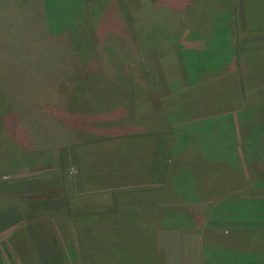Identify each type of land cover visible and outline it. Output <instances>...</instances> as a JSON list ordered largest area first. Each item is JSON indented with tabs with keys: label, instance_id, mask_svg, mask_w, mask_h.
Instances as JSON below:
<instances>
[{
	"label": "rangeland",
	"instance_id": "rangeland-1",
	"mask_svg": "<svg viewBox=\"0 0 264 264\" xmlns=\"http://www.w3.org/2000/svg\"><path fill=\"white\" fill-rule=\"evenodd\" d=\"M155 1L157 0H112L110 4L112 10H115L112 13V21L123 28L117 33L114 31L112 36L113 39L118 38L119 41L121 39L119 43L124 48L120 52L119 46V55L113 60L114 67H117L121 61L125 64H121V73L125 74L124 79L125 76L129 79V88L134 87L135 91L126 93L125 88L121 86H118V91L112 88L109 91L107 89L97 95L86 97L83 102L87 103V107L80 106L82 109L76 107L79 101L60 100L61 107L47 112L53 116L50 118L46 116V112H44L45 115L40 112L42 100L50 101V98L43 94L40 98L35 92L32 94L18 91L9 93L7 90L21 87L17 84L18 76L25 77L22 87L26 86V90L32 88L36 78L28 80L30 67H34L37 73L38 70L41 73L46 66L45 39L49 43H57L58 48L54 53L60 54L58 32L66 30L65 27L71 19H77L76 26L86 25L85 30L82 31L91 38L93 34L102 30V36L98 41L100 46L105 37L111 39L109 38L111 27L102 25L93 33L89 30L86 18V20H78L80 9L73 5L72 0H0V88L2 89L0 90L2 92L0 93V264H73V253L68 251L69 244L63 240L68 236L61 234L66 221L63 219L39 221L41 216L32 212L33 210L46 211L53 207L59 211L66 209L61 199H55L59 189L55 187L58 180L60 184L62 181L68 182L63 171L72 164L66 165L64 162L62 164L59 160L73 153L75 160L77 159V163L74 164L77 169H90V171L108 166L109 159L110 162L118 159L131 163L130 160L137 155L136 145L144 144L146 139L124 135L122 142L110 143L111 145L106 146L103 139L101 142H90L92 140L83 138L99 131L102 133L107 129L114 131L120 124L122 129H126L130 125L129 120H134L135 124L150 122L154 124V116L149 108L147 110L140 108L136 112L137 108L149 101L138 98V95L147 90L156 91V94L162 96L173 94V90H178V87L173 85L174 79H179L181 85H185L187 81L185 75L188 70L185 68L184 59L187 62L194 59L195 54L188 52L202 49L205 41H207V48L203 50L204 54L200 55L204 58V63L200 65L210 68L214 63L215 68L219 66V69L224 71L227 64L226 56H228L233 57V66L230 69L231 77L219 76L213 87L210 86L211 84L206 88L203 87L209 92L213 89L215 101L204 98L206 103L202 110L206 111L208 107L211 109L217 105L225 115H229L237 108L235 106L238 103L242 104L243 108L240 109L247 114V125L251 127V135L247 137L248 131L244 136L245 129L237 126V122H223L219 125L214 121L202 124L195 121L197 123L194 122L190 128V125L185 127L178 125L180 121L175 116L176 118L171 122L173 125L170 126L174 127L168 134L166 133L168 145L171 143L173 146L168 150L170 156H173L174 149H183L185 153L186 146L190 143L188 138L192 135L199 140L202 139L201 148L207 145L208 151L192 165L189 164L192 163L191 158L184 156V162L191 165L192 170H190L191 166H185L184 174L175 175V179L166 180L165 183L166 185L170 183V187L174 186L176 194L182 193L176 197L189 196L191 198L189 200H193L196 194L204 193L206 197L220 187L234 189L232 192L238 193L241 190L235 188L254 183L250 191L251 195L253 194L255 199L264 201V187L259 186L264 185V0H229L228 20L233 25L227 30H212L207 25L210 16H217L219 9L207 10L203 24L201 23L203 28L195 29L198 17L205 8V4L201 3L195 11V13L198 12L194 18L190 22L188 20L185 28H180L175 35L162 30L154 32L149 23L150 19L147 18L149 15L140 17L137 14V11L154 4ZM211 1L214 0L208 2ZM218 1L216 0V4ZM141 14L144 15V13ZM137 23L139 30L136 27ZM142 27L145 28L144 31ZM45 30H49L48 35L45 34ZM79 34L78 29L69 30L71 47L76 48ZM90 37H88L89 41H92L93 38ZM159 44L162 46L160 47ZM229 44H232V48L228 47ZM168 46L172 48L171 53L174 55L171 61L167 55H164V51L161 53L162 47ZM92 47L88 54L93 55L95 61L96 54ZM107 50L111 51L110 48ZM184 53L188 54L183 57ZM125 56L129 63L122 60ZM72 65L73 61H70L69 66ZM133 68L137 72V79L134 77L132 80ZM197 90V88L193 89L190 95L194 97L204 95L203 90L196 93ZM48 95L52 97L50 93ZM180 101L189 103L190 97L176 99L177 106ZM166 109L169 108L166 107ZM196 111L200 110L196 109ZM96 113L97 117L94 116ZM196 113L198 112L192 115L193 118ZM97 120L98 122L95 123ZM54 129H65L74 136L73 147H69L71 149L57 147L55 141L49 142ZM213 129H217L216 135L210 133ZM220 129H222L221 132ZM201 132L206 133L200 135ZM150 133L154 138V131ZM76 139L77 142H75ZM204 139L211 141L206 143ZM182 141L185 142V148L183 145H178ZM160 153L161 151L157 150L154 157L160 156ZM158 167L162 168L163 165L160 163ZM58 172H61V175H58ZM33 181L36 183L33 184ZM83 181L92 184L98 179L86 177ZM106 181L112 183L117 180ZM196 189L199 193H195ZM154 194L158 197L168 196V191L162 190ZM53 202L57 204L51 205ZM204 202L206 201H199L202 204ZM83 204L92 206L93 202ZM189 204L197 203L192 201L180 205L176 202L172 208L173 211L169 209L168 212L162 211L161 206H157L160 211L155 216L165 219L166 214L174 213L175 217L172 221H176L174 222L175 232L186 230L188 232L185 234L191 235L183 248L184 254L188 257L184 258V264H198L200 248L199 245L193 247L192 239L197 240L199 244L201 233L187 224L188 222L191 224L193 220L184 210ZM78 205L80 203L73 205L75 211ZM261 206L264 208V203ZM92 210H94L93 206ZM86 212L88 211L84 210L83 214H87ZM212 213L216 214L217 211ZM179 219L185 221L184 226L181 225V221H178ZM222 228L224 231L243 229V227L232 229L226 226ZM216 231L219 230L216 229ZM29 241L32 245H29ZM156 246L162 252L158 243ZM149 247L151 249L148 252L149 256L142 260L143 264H154L156 247L154 243ZM70 254L71 259L68 258ZM130 263L133 262H127V264ZM162 264H176V261L175 259L162 260Z\"/></svg>",
	"mask_w": 264,
	"mask_h": 264
},
{
	"label": "trees",
	"instance_id": "trees-1",
	"mask_svg": "<svg viewBox=\"0 0 264 264\" xmlns=\"http://www.w3.org/2000/svg\"><path fill=\"white\" fill-rule=\"evenodd\" d=\"M72 1H74L73 5L75 7H79L80 9V13H78V20L87 19L86 21L89 25V30H92L93 33L94 30H99L98 28H100V26L102 25L111 27V35L109 36V38L111 39H107L108 37H105L102 45L100 46L98 44V41L102 36V30H99V33H96L95 35L93 34V40L89 41L88 37L90 36L85 35V33L82 31L85 30L84 27L86 25L82 24V27L76 26V18L71 19L68 22V25L65 27L66 30H59L58 32L60 46L59 48L61 51L60 54H57V52L54 53V51H56L55 49L58 48V46H56L57 43H49L45 39L46 44L44 56L46 60L44 62L46 63V66L44 67V70L41 71V73H39V70L37 73V70L34 67H30L28 80L36 78L35 83L32 85V88L26 90V86L22 87V84L24 83L23 81H25V77L18 76L17 84L21 87L14 88L9 91L7 90V92L9 93H16L18 91L32 94L33 92H35V94L40 98L42 97V94L50 98V101L43 98L44 100H42V105L40 106L41 113H47L54 110L55 108L61 107V103H59L60 100L66 99L79 101L76 107H79L80 109L86 108L87 103L83 102L86 97L94 96V94L97 95V93H102V91H105L107 89L109 91L111 88L118 91V86L125 88L124 91L126 93L129 91L131 93L135 91L134 87H131V89L129 88V79H127L126 76L124 79L123 75L125 74L121 73L120 67L123 62L121 61V63L117 64V67H114L115 63L113 62V60L117 55H119V46L120 52L124 48L122 47V44L119 43L121 39L119 41L118 38L113 39L112 37L114 31L117 33L119 32V30H123V28L119 26V24L115 23V21H112V13L115 12V10H112L110 6L112 0ZM208 1L209 0H157L154 2V4L148 5V7H146L145 9L137 11V14L140 17L149 15L147 18L150 19L149 23H151L152 30L154 29V32L157 30H162L163 32L166 31L168 33H172V35H175L180 28H185L188 20L190 22L194 18V16L198 12L197 11L195 13L198 5L204 3L205 8L202 11L201 16L198 17L195 29L198 30V27L203 28V26L201 25L203 24V18L205 17L207 10L219 9V14L217 13V16L211 15L207 25L212 30H227L228 27L233 25V23L231 24L230 20H228V8L230 6L227 5L230 3V1L219 0L217 4L216 0L211 2ZM141 13H144V15H142ZM97 23L100 25H96ZM212 25L214 27H212ZM136 27L138 30L140 29L138 23ZM75 29H78V34L80 33L78 36L76 48L69 45V30ZM142 29L144 31L145 28L142 27ZM48 31L49 30H45L46 35L49 34ZM154 39L158 40L157 38ZM158 41L162 42L163 40ZM116 43L118 45H116ZM160 44L159 46L161 47L162 45ZM203 44L204 48L202 50H198L196 52H188L189 54H195L194 59H192L190 62H187L184 59L185 68L188 70L185 75L187 77L186 84L181 85L182 83L181 81L179 82V79L173 80V85H176L178 87V90H173V92H175L177 95H175L170 100V102L173 104L171 113H173L174 116L182 114V110H184L183 106L186 107L185 103L187 102L180 101L177 106L176 99L180 100V98H185L186 95H184V93H187V96L190 97V102L187 103V107L188 105H190L189 110H191L192 115L197 112L196 109H198L200 110L198 112H201L203 116H205L204 120L197 121L199 124L211 123L213 121L215 123H218L219 125L223 122H237V126L239 125L244 127V136H246V132L249 131L247 135V137H249L251 135V127L247 125V114H244L242 112V109H240L243 108L242 104L239 105L238 103L237 106H235L237 108L231 111L229 115H225V113L221 109H218L219 107L217 105V107L215 106L211 109L208 107L206 111L202 110L206 103L204 98L215 101L213 89H211V91L209 92L204 88L208 87L210 84V86L213 87L219 76L231 77L230 69L233 66V57L228 56H226L227 64L224 67V71L219 69V66L215 68L214 63L210 66V68L200 65V63H204V58H201L200 55L204 54L203 50L207 48V41H205ZM91 47L96 54L95 61L93 59L94 56L88 54L89 50L91 52ZM228 47L232 48V44H229ZM107 48H110L111 51H108ZM171 49L172 48L169 46L167 48L162 47L161 52L163 53L164 51V55H167L169 61H171V59H174V55H172ZM161 53L158 54L160 55ZM188 53H184L182 56L184 57V55ZM122 60L126 63L128 62V60H126V56L122 58ZM70 61H73L72 66H69ZM188 63H190V65ZM123 65L125 64L123 63ZM70 67H72L71 70ZM136 73L137 72L135 68H133L132 80L134 77L136 78ZM196 88L198 89L196 93H200V91L204 89L202 91L204 95L201 97H199L197 94V97L190 95L193 89ZM0 90L2 89L0 88ZM47 92L50 93L52 97H50ZM89 115L93 116V114ZM46 116L50 118L53 117L48 113ZM94 116L97 117V113ZM194 117H196V114L194 115ZM89 119L91 120L90 116ZM96 122H98V120L95 121V123ZM191 126L192 124H190L189 127L191 128ZM221 130L222 129H220V132ZM61 131L54 129L49 142L55 141V145L57 147L61 146L62 144L64 145L65 143L73 145L72 138L74 136H71V133L67 130L63 129ZM106 132L107 131L104 130L102 133L101 131H99L92 136L86 135V137H84L83 139L92 140L90 142H101L102 139H108V135H106ZM205 133L206 132H201L200 135H205ZM210 133L212 135H216L217 129H213ZM204 140L206 141V143L211 141L206 139ZM188 141L190 143L185 150V153L183 152V149H180L179 155H175L176 157L172 160L170 164V168L172 169V172L170 173L171 175L180 165L190 167L196 160L207 153V145L201 148L202 139L199 140L192 135L191 138H188ZM75 142H77V139L75 140ZM217 144H219V142ZM174 151L176 150L174 149ZM186 155L191 158L192 163H189L191 165L187 164V162H183V164L179 162V158L181 160ZM191 168L192 166L190 167V170H192ZM185 170L183 171V167H179L177 169L176 175L180 176L184 174L186 172ZM254 185V183H249L247 186L235 188L241 190V192L238 193L232 192L234 189L231 190L229 188L225 189L220 187V189L217 188L216 192L212 191L206 197L204 193L196 194L197 196L194 194L195 196L192 198L193 200H189L191 199L189 198V196L183 197L185 203H189L192 201L194 203H197L192 204L193 206L189 204V206H187V209L184 208V210L187 211L186 213L188 214V217L193 219L191 220L192 225L189 222L187 224L190 225V228L200 231L201 233L199 244L197 240L192 239L193 247L199 245L200 248V257L198 256V264H264V208L263 206H261L264 201L255 199L253 194L251 195L250 191H252L251 189L252 187H254ZM259 186L261 188L264 187L263 184ZM204 189L207 188L204 187ZM195 193H199V191L196 189ZM198 197L205 200L207 203H199V201L203 200H200ZM213 211H217V213L214 214L212 213ZM225 226L231 227L232 229L237 227H240V229H242L241 227H243V229L239 231H224V228L222 227ZM216 229L219 231L217 232ZM154 236H156L155 232ZM189 236L191 237V235ZM189 236L186 235L184 237V240L187 241ZM182 246L183 248H185L184 241L182 243ZM175 259L176 264H178L179 260L177 258Z\"/></svg>",
	"mask_w": 264,
	"mask_h": 264
},
{
	"label": "crops",
	"instance_id": "crops-1",
	"mask_svg": "<svg viewBox=\"0 0 264 264\" xmlns=\"http://www.w3.org/2000/svg\"><path fill=\"white\" fill-rule=\"evenodd\" d=\"M147 91L140 92L144 96L139 94L138 98L149 101L137 108L136 112L140 108L143 110L149 108L154 116V124L151 122L135 124L134 120H129L130 125L126 129H122L120 124L114 131L104 130L108 132V134L106 132L108 139L104 141L106 146L122 142L124 135L146 139L144 144L136 145V158L130 160L131 163L118 159L110 162L109 159L108 166L90 171V169H77L74 165L77 163V159L75 160L73 153L68 154L65 159L59 160L62 164L63 162L66 165L72 164L63 171L68 182L63 183L62 181L60 184L57 179L55 187L59 188L55 199H61L65 203L66 209L59 211L53 207L41 212L32 211L33 214L41 216L39 221H49L50 219L66 221V224L63 223L65 228L61 234L68 236L63 240L68 242V251L73 253V264H127L128 261L133 262L130 264H143L142 260L149 256L148 252L151 250L149 246L153 243L156 247V250L154 249V264H162V260L168 261L175 258L179 260L178 264H184V258H188L184 254L182 246L183 241L187 242L184 237L188 235L185 234L188 231L175 232L174 222L176 221H172L175 217L174 213L166 214L165 219L159 218L155 214L160 211L157 206H161L162 211L168 212L167 210H172L176 202L180 205L185 203L182 196L176 197V195L182 194L179 192L176 194L174 186L170 187V183L168 185L165 183L166 180L175 179L174 176L179 167H183V171L185 170V166L180 165L171 175L172 169L167 167L170 166L175 155L180 153V150H176L177 152L173 150V156L168 153V150L173 148L171 143L168 145V136L166 135L174 127H170L173 125L171 122L177 117L180 121L178 125L185 127L195 121L204 120L205 116L197 111V116L193 118L191 110H189L190 105L187 107V103H185L186 107L183 106L182 114L175 117L171 113L173 104L170 102L171 98L177 95L175 92L162 96L156 94V91ZM184 95L187 96V93ZM151 131H154V138ZM184 143L182 141L178 145H183L185 148ZM60 147L73 146L65 143ZM157 150L161 151L160 156L154 157ZM179 162L183 164L184 158L181 160L179 158ZM160 163L163 165L162 168L158 167ZM58 175H61V172H58ZM86 177H93L98 181L91 184L83 181ZM106 180L117 181L111 183ZM79 181L83 184H80ZM33 182V184L36 183ZM162 190L168 191V196L158 197L154 194ZM86 202H93L94 210H92V206L83 204ZM76 203H80V205L75 211L73 205ZM55 204L57 202H53L51 205ZM84 210L89 213L83 214ZM178 221H181V225L184 226V220L179 219ZM154 232L156 236H154ZM156 243L159 244L162 252L157 249ZM29 245H32V242ZM32 249L34 250V247ZM71 256L70 254V257H67L71 259Z\"/></svg>",
	"mask_w": 264,
	"mask_h": 264
}]
</instances>
